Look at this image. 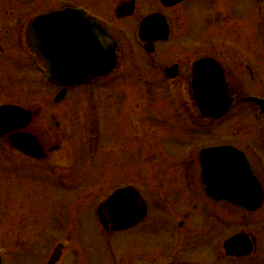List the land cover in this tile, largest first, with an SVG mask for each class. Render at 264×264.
I'll use <instances>...</instances> for the list:
<instances>
[{
	"label": "rangeland",
	"instance_id": "1",
	"mask_svg": "<svg viewBox=\"0 0 264 264\" xmlns=\"http://www.w3.org/2000/svg\"><path fill=\"white\" fill-rule=\"evenodd\" d=\"M127 1L0 0V46H10L0 52V104L37 111L27 129L47 152L34 159L0 137V253L6 264H167L178 256L186 264H264V205L248 213L212 203L199 171L191 178L194 154L184 149L192 142L197 153L228 143L254 157L251 147L264 124L254 118V107L241 103L221 119L195 126L198 111L186 87L192 62L213 54L235 80L232 93L243 100L264 92V32L256 26L264 0H221L226 17L213 25L206 21L208 0L173 9L159 0H136L132 16L118 17L117 7ZM79 4L110 23L121 64L113 75L70 90L57 103L59 87L46 82L38 65L30 68L34 56L24 58L11 43L24 36L33 16ZM154 11L170 18L173 33L149 53L138 28L141 17ZM172 61L182 63V73L167 81L161 63ZM127 185L148 198L150 216L133 229L108 232L97 207ZM241 230L256 237V252L226 256L223 239Z\"/></svg>",
	"mask_w": 264,
	"mask_h": 264
},
{
	"label": "water",
	"instance_id": "2",
	"mask_svg": "<svg viewBox=\"0 0 264 264\" xmlns=\"http://www.w3.org/2000/svg\"><path fill=\"white\" fill-rule=\"evenodd\" d=\"M177 1L179 0H163L166 5ZM132 10L133 2L119 8L118 13L122 15ZM83 15L79 10H55L33 19L28 30L30 46L45 61L51 78L63 86H73L92 77L105 75L115 65L113 40L95 21ZM157 18H149L148 23L142 26V38L148 42L168 36L169 29L165 18L159 20L160 24L155 21ZM147 30L155 37H151ZM147 49L153 50L151 42L147 44ZM198 75V81H194L193 92L199 107L208 116H223L230 109L233 98L229 94L221 66L215 60L206 59ZM63 96L64 90L56 100ZM30 120L31 113L28 110L9 105L0 107V133L26 126ZM11 139L21 151L38 158L45 156L42 146L30 133H18L11 136ZM202 158V174L212 198L226 199L248 210H255L262 205V185L253 175L243 153L232 146H222L204 150ZM246 187L250 188L249 196L243 190ZM104 204L109 218L101 216V219L106 228H110L108 223H113L112 229L136 224L147 211L144 201L132 188L117 190ZM120 211L125 214L117 216ZM244 240L249 249L241 253L247 254L251 250V243L245 236L233 237L228 244L235 243V246H239Z\"/></svg>",
	"mask_w": 264,
	"mask_h": 264
},
{
	"label": "flooded vegetation",
	"instance_id": "3",
	"mask_svg": "<svg viewBox=\"0 0 264 264\" xmlns=\"http://www.w3.org/2000/svg\"><path fill=\"white\" fill-rule=\"evenodd\" d=\"M189 0H183V1H181V2H179V3H177V4H175L174 6H171V7H167L168 9H173V8H178V7H183V5H185L187 2H188ZM209 1V3H210V5H208V8H207V11H209L210 13L208 14V16H207V18H206V21H208V24H210V25H213V24H217V23H220L219 21H220V19H222V18H225L226 16H222V14L225 12V10H223L222 11V9H224L223 8V6H224V4L222 3V1L221 0H208ZM81 6L82 7H84V8H86V9H88V10H90L91 8L90 7H86V5H84V4H81ZM163 8H165L164 6H162ZM167 8H165V9H167ZM91 10H93V9H91ZM166 15V14H165ZM132 16V15H131ZM168 17V16H167ZM168 22H169V25L170 24H172L171 22H170V18H168ZM262 23H263V27H264V19L263 20H261V18H260V12H258V16H257V20H256V26H257V32H258V34H263V32H264V30H262V28H261V26H262ZM107 27V26H106ZM173 33V30H172V25L170 26V35ZM259 38H260V36H259ZM179 39V38H178ZM180 40V39H179ZM13 43H15V45H13V43H11L12 44V46L11 47H14V51L15 50H22L24 53H27V54H29V55H31V56H34L32 53H31V51L28 49V47L26 46V44H24V41H23V38H22V36H21V38L20 37H14L13 38ZM11 41V42H12ZM3 43V44H2ZM1 43V46H0V52L2 53V54H4L5 52H6V50L10 47V46H8L7 45V43H5V42H2ZM222 45H224V44H222ZM220 46V48H224V46ZM14 51H13V53H14ZM13 53H12V55H13ZM204 56H207V57H214V58H216L218 61H219V63L222 65V67H223V69H224V73H225V76H226V79H227V82H228V85H229V87L231 88V87H233L234 86V84H235V80H234V78L232 77V75H231V73H230V71L228 70V68H227V66H226V64H224L223 62H221L217 57H216V55L214 56L213 54H210V56L209 55H204ZM14 58H15V56H13ZM203 57V56H202ZM194 62V61H193ZM193 62H192V64H191V66L193 65ZM34 64H35V62H34ZM34 64L32 65V63H30V68L32 67L33 68V66H34ZM174 64H177L178 65V77H180V73H182V63H180V62H174V61H172V62H170V66L171 65H174ZM23 68L24 69H27L26 68V65H24L23 66ZM34 70H35V67H34ZM192 70V69H191ZM3 76V75H2ZM0 80H2V77H1V75H0ZM4 87H5V85H3ZM176 86H178V85H176ZM189 88V86L187 85V87H186V89H188ZM231 94H232V96L234 97V104H233V106H232V108H231V110L230 111H232V109H234V106H236V105H239V104H241V103H243V104H246L247 106H251V107H254V114H258L259 115V117L258 118H256V115H254V118L257 120V119H261L260 121H263L264 122V113L262 112V110L260 109V107H259V105H258V103L257 102H255V101H252V100H249L248 99V97L249 96H257V97H260V98H264V92H254V93H251V94H249L248 96H246V97H244L243 98V100L241 99V97H240V95L239 94H237V93H232L231 92ZM1 104H16V103H12V102H5V103H1ZM32 111V110H31ZM32 113H33V118L38 114L37 113V111H32ZM229 113V112H228ZM227 113V114H228ZM226 114V115H227ZM225 115V116H226ZM224 117V116H223ZM32 122H33V120H32ZM32 124V123H31ZM30 124V125H31ZM57 125L59 124L58 122L56 123ZM30 127V126H29ZM257 136H258V138H256L257 140L255 141V143L252 145V147H251V149H252V151H255V153L253 154L254 155V157H255V159H254V157L252 156L251 157V154L248 152V151H245L244 149H242V150H244L245 151V153L247 154V156L249 157V159H250V161H251V164H252V167H253V169H254V171H255V173L259 176V178L262 180V183H263V186H264V180L261 178L262 176L260 175V171L259 170H262V171H264V146L261 148V150H260V148H258V146H257V143L258 142H260V143H262V144H264V124H263V126H261V127H259V129H258V131H257ZM226 144H228V143H226ZM215 145H221V144H215ZM59 146V145H58ZM209 146H214V145H209ZM205 147H207V146H205ZM202 148V147H201ZM200 148V149H201ZM200 149H199V152L197 153V149L193 152V154H194V157H193V159H192V161H191V163H189V166H190V169H189V174L191 175V178H193V180L195 181V173H196V170H198L199 171V173H200V176H201V165H200V160H199V155H200ZM241 149V148H240ZM253 159H254V161H253ZM262 167H263V169H262ZM261 176V177H260ZM200 179H201V185H202V178L200 177ZM127 186H130V185H127ZM127 186H122V187H127ZM202 188H203V185L201 186ZM203 192H204V194H205V196L212 202V203H214V204H224V205H227V206H233V205H231L228 201H226V200H221V201H216V200H213L212 198H210L207 194H206V191L203 189ZM142 194V193H141ZM144 196V195H143ZM144 198L147 200V202H149V200H148V198L146 197V196H144ZM149 205V204H148ZM233 207H236V206H233ZM149 208H150V205H149ZM236 208H239V209H243V208H240V207H236ZM246 211V210H245ZM248 213H250L249 211H247ZM180 216H183L182 214H180V213H178ZM148 217L149 216H147L143 221H141L138 225H140V224H142V223H144V222H146L147 220H148ZM174 218H175V215H174ZM179 223V222H178ZM180 227H182L183 226V223L182 222H180L179 224H178ZM174 228H176L175 227V224H174ZM241 231H243V230H241ZM113 233H117L118 231H112ZM240 232V231H239ZM237 233V232H236ZM234 234V233H233ZM248 234L252 237V239H253V242H254V251H253V253L252 254H254L255 252H256V250H257V247H258V245H257V240H256V237H254L251 233H249L248 232ZM229 237V236H228ZM228 237H225L224 239H223V243H222V249L224 250V248H223V246H224V242H225V240L228 238ZM224 252H225V250H224ZM251 254V255H252ZM178 256V255H177ZM235 258H237V257H235ZM177 259H183V258H179V256L176 258V260H174V261H172V262H179ZM186 264V263H185Z\"/></svg>",
	"mask_w": 264,
	"mask_h": 264
}]
</instances>
